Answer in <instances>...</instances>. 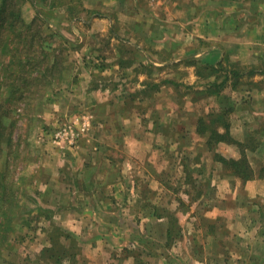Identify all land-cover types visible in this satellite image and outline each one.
Wrapping results in <instances>:
<instances>
[{"label":"rangeland","instance_id":"1","mask_svg":"<svg viewBox=\"0 0 264 264\" xmlns=\"http://www.w3.org/2000/svg\"><path fill=\"white\" fill-rule=\"evenodd\" d=\"M165 1L140 0L136 4L148 14L167 10L163 8ZM248 1L241 0L242 9L249 5ZM18 3L28 21L41 14L40 8L48 12L42 17L44 29L53 35L50 40L53 48L49 51L60 64L53 72L59 80L55 79L46 96L36 101L26 115H21L25 111L22 108L15 112L18 121L13 137L14 143L21 142V154L13 167L19 171L26 167L28 180L22 208L14 217L15 232L4 255L8 260L5 264H202L199 260L205 264H246L241 256V259L239 255L231 257L228 249H224V235L231 231L223 216L216 214L228 201L222 198L218 201L212 186L216 171L220 175L216 178L229 180L226 170L213 159L214 152L231 157L235 151L241 153L243 145L233 143L231 150L227 147L230 144L224 142L215 144L214 152L209 151L206 138L193 132L199 117L212 108L235 106L230 94L235 81L226 82L219 99L220 95L207 96L206 88H190L192 70L187 71L186 64L168 63L162 67L145 64L148 48L145 51L141 48L136 53L138 60L132 63L130 52H124L126 45L118 40L119 33L128 28V33L139 40L148 41L153 36L154 41L163 39L164 31L169 32L166 35L169 37L174 27H170V32L169 27L159 28L153 23L151 33L147 34L149 29L139 31V25L128 22L130 18H139L140 24L150 23L144 15L145 20L139 15H122L123 8L132 6L124 0H50L49 4L19 0ZM168 18L165 15L166 21ZM184 39L188 41L186 36ZM163 44L164 47L152 44L150 51L164 55L167 50ZM120 58H126L124 62L131 65L120 69ZM191 61L192 58L190 64ZM225 66L230 67L228 59ZM209 70L203 66L197 69L199 75L200 71ZM219 76L220 83L225 78L224 72ZM141 77L152 78L158 87L169 78L171 82L166 85L172 89L153 93L156 89L152 85L151 92L143 91L139 86ZM238 83L239 87H245L247 80L242 78ZM107 86L126 88L131 94L124 100L115 94L108 98L99 89ZM114 98L118 101L113 103ZM191 98L196 106L192 104L194 109L188 110L186 104ZM109 104L115 109H108ZM235 129L241 135L246 130L242 126ZM71 132L76 135L74 144L68 138ZM160 134L162 141L158 138ZM95 138H99L97 142ZM97 146L102 147L103 154L109 152L119 158L118 178L123 187L115 201L101 203L102 207H86L79 201L77 205L83 208H77L73 205L75 194L71 188L75 182L88 184V178L72 162L77 163L76 155L85 157ZM105 146L110 149H104ZM166 156L167 161L160 162L159 158ZM117 172L110 175L114 177ZM111 176L102 180H112ZM241 191L238 187L237 199L243 196ZM85 194L84 191V198ZM244 198L248 209L251 208L248 203L251 199ZM236 209L241 217H261L264 213ZM94 211L101 213L89 214ZM247 219H239L243 229L239 235L247 233ZM215 234L221 236L219 240ZM52 245L63 246L67 251L62 261H55L43 250ZM247 258L252 261L249 264L258 262Z\"/></svg>","mask_w":264,"mask_h":264},{"label":"crops","instance_id":"2","mask_svg":"<svg viewBox=\"0 0 264 264\" xmlns=\"http://www.w3.org/2000/svg\"><path fill=\"white\" fill-rule=\"evenodd\" d=\"M258 1L249 0V5H246L245 8L242 9L243 5L241 0H166V4L163 5V8L167 10H161L163 15H160L161 11L156 13H145L140 6L138 5V7L136 4L139 3L140 0H124L126 5L132 3V6L130 9L123 8L122 15H139L143 17L144 20L145 16L147 22L150 23L147 24L145 21V23L140 24L138 22L139 18H130L128 22L139 25L140 29L137 28L139 31L149 29L150 32H147V34L151 33L155 28V24L153 23H156L159 28L162 25L163 28L169 27L170 32V27L173 26L174 31L173 33L171 32L169 37H167L169 32L165 34L164 31L162 35L163 39H154L153 41V36H150V39L144 42L139 40L136 36L129 34L128 28H125L123 33H119L118 35V40L123 41L126 45L124 52L126 54L130 52L132 63L138 60L136 58L138 52L142 50L141 48H143L144 51L148 48L149 55L148 57L145 56L143 60L145 64L149 62L148 64L152 65L153 63L158 67H162L168 63L175 64L176 66L177 64H181V66L182 64H186L185 69L187 71L190 69L192 70L191 77H193V81L189 82L191 85L190 88L205 89L209 86L211 81L215 80L216 75L212 74L208 76L207 72H201L203 69H201V75H199L197 69L199 70L201 66L204 68L206 64H214L215 66H220L222 64L225 66V61L227 59L230 62V67L228 66L230 68L228 80H233L236 84L234 89L232 88L233 91L230 93L233 95V99H235V106L231 105L232 111L230 113L231 135L235 139L247 143L244 151L255 170V176L252 179L243 181L240 177L227 171L221 162L215 161L221 164L219 167L226 170L225 173L228 174L227 177L229 180L216 178L220 176L218 171H216L212 186L216 190L218 201H220L221 198L227 199L228 201V205L224 207V209L218 210L216 214L218 216L219 214L223 216L227 225L226 227L231 231V233L224 235V242L226 243L224 249H228L227 252L231 257L235 255H239L238 257L241 256L242 259L246 260V264L252 263L251 259L247 258V256L255 259V261L258 259V262H256L257 264H264V213L259 215L261 217L255 215H249V217L244 215L241 217L236 213V208H243L244 213L247 210L264 211V202H262L264 201V175H260L264 169V0L257 4ZM165 15L169 17L167 21H171L169 24H166ZM134 22H136V24ZM185 36L188 38V41L184 39ZM163 43H165L167 50L164 55H154L155 53L157 54V52L150 51L152 44L164 47ZM110 46L111 50L114 51V43L111 42ZM133 54L135 58H133ZM191 58L193 61H191L190 64L189 60ZM124 59L126 58H120L119 61H124ZM174 68L176 67L174 66ZM232 69H238L240 72L237 70L238 73H235ZM174 71L175 70H173V75H175ZM225 71H220L219 75H221L222 72L226 74L227 71ZM211 77L212 80H208V78ZM242 78L247 80L245 87H239L240 83H238V80ZM140 79L139 86L143 88V91L148 90L151 92L149 88H152V85L156 89L153 93H157L158 89L159 91L164 90L165 92L172 89L166 85V82H171L169 78H165L164 82L159 87L157 86L159 84L152 82V78H150L151 80H144L142 77ZM197 79L198 81L195 83H201L200 87H197L194 83ZM118 86L121 85L119 84ZM99 89L108 98L115 94L119 99L124 100L128 94H131L126 88L120 87L110 88L107 86L106 88L99 87ZM210 97L215 98L217 96L212 95ZM116 99L117 98H114L113 103L118 101ZM194 101L195 100L192 98L189 99V102L186 104L188 110L194 109L192 106V104H195L193 103ZM162 107H165V105ZM107 108L115 109V106L109 104ZM164 109L167 110V108ZM237 126L246 128V130H242V135L239 130L235 129ZM193 132L197 131L194 130ZM161 137L162 134L158 137L159 141H162ZM98 139L99 138H95L94 141L97 142ZM165 141H167V138ZM223 143L224 142H220L219 144L222 145ZM231 145L232 144L227 147L233 150L234 148H232ZM96 148L97 150L93 148L91 154L85 157L80 156V154L76 155L75 157H78L77 163L76 160L72 162L74 165L77 164V169H81L83 173L87 175L86 179L88 178L86 182L88 184L83 185L75 182V185L71 188L72 191L74 190L73 193L75 194L73 196V205L77 208H83L77 205L79 201H83V206L85 205L86 207H102L103 205L101 203L107 204L112 200L115 201V199L119 197L123 187V183L118 178L121 173L120 165L118 164L119 158L109 152L103 154L102 147L98 148L97 146ZM103 148L110 149L113 148V146L110 145V148H107V146ZM241 155V153L235 151L231 154V157L239 158ZM167 158L168 156L161 157L159 160L163 162L167 161ZM156 161L157 159L154 160V162ZM89 164L92 166L90 165L91 167H88ZM113 171H118L114 177L111 176ZM109 176L112 177V180H102V177L108 178ZM153 187L157 189L156 186ZM238 187L242 188L241 194L244 197L251 199V201H248L251 208L248 209L244 202L246 198L243 196L241 199H237ZM84 191L86 192V198L83 197ZM130 191H133V189L131 188ZM98 213L100 214L101 212L94 211V213L91 212L89 214L95 216ZM216 215L215 217H217ZM243 217L248 218L246 227L247 233H241V235H239V230H243L239 225V219H243ZM214 236L215 238L217 237L218 240L221 237H219V234H215ZM216 249L220 250L218 247H216ZM218 253L220 255L222 254L221 251H218ZM241 257L239 259H241ZM198 262L205 264L204 260H199ZM230 263H232V258Z\"/></svg>","mask_w":264,"mask_h":264},{"label":"trees","instance_id":"3","mask_svg":"<svg viewBox=\"0 0 264 264\" xmlns=\"http://www.w3.org/2000/svg\"><path fill=\"white\" fill-rule=\"evenodd\" d=\"M18 1L0 0V264L8 261L4 255L12 245L15 232L14 217L22 208V196L26 193L25 185L28 180L26 167L21 171L13 167L14 161L21 154V142L14 143L13 137L18 121L15 112L22 108L25 111L21 115H26L36 101L46 96L55 79L59 80L53 72L60 60L57 56L53 58L52 52L49 51V48H53L50 41L53 35L44 29L42 17V14L47 15L48 12L40 8L41 14L38 13L28 21L23 18ZM41 1L48 4L50 2ZM125 62L118 61L120 68L129 61ZM63 67L68 68L67 65ZM205 68L210 69L208 76L214 74L216 78L220 77L217 75L220 71H227L222 82L219 83L215 78L206 88L207 96L220 95L221 99L222 89L229 79L230 68L222 64H206ZM237 70L232 69L235 73ZM220 109L212 108L210 112L200 116L196 131L206 138L209 151H213L215 144L220 142L243 145L239 158L227 157L213 151V159L221 162L227 171L243 181L252 179L255 170L245 155L246 143L231 135L229 114L232 108L229 106ZM263 172L260 173L261 176L264 175ZM62 247L52 245L43 250L49 252V256L55 261H62L64 255H67V251Z\"/></svg>","mask_w":264,"mask_h":264},{"label":"built area","instance_id":"4","mask_svg":"<svg viewBox=\"0 0 264 264\" xmlns=\"http://www.w3.org/2000/svg\"><path fill=\"white\" fill-rule=\"evenodd\" d=\"M68 138L71 144H74L76 142V135L74 134V132H71Z\"/></svg>","mask_w":264,"mask_h":264}]
</instances>
